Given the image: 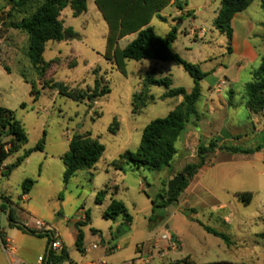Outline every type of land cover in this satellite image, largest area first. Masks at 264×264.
I'll list each match as a JSON object with an SVG mask.
<instances>
[{"label": "rangeland", "instance_id": "obj_1", "mask_svg": "<svg viewBox=\"0 0 264 264\" xmlns=\"http://www.w3.org/2000/svg\"><path fill=\"white\" fill-rule=\"evenodd\" d=\"M179 2L181 8L171 2L160 13L165 21L155 17L150 26L162 37L176 27L174 51L208 73L197 104L201 120H194L184 131L172 167L121 172L112 162L127 150L136 152L146 126L166 118L180 104V99L161 97L167 92L165 87H153L156 101L141 114H133L134 95L142 91L145 77H170L173 88L188 92L194 88L193 78L174 62L128 60L126 73L121 72L106 57L109 25L95 0L89 1L88 10L80 16L71 6L61 13L60 20L71 34L62 42L46 45L45 63L39 70L29 57L27 34L12 27L25 14L13 9L11 1L0 0V107L14 112L28 134V142L14 149L12 137L3 134L2 143L10 151L4 165L15 164L46 133L44 151L33 152L10 177L2 175L4 168L0 170V193L14 203L20 223L34 227L42 221L48 228L43 231L60 233L75 262L86 256L76 244L81 231L84 247H99L88 259L101 258L106 264H264V112L255 114L245 105L246 87L264 56L262 0H254L246 11L247 30L235 21L239 49L235 54L233 42L230 53L227 37L214 27L221 0ZM245 37L258 54L253 61L241 55ZM135 38L129 35L117 45L123 49ZM98 83L111 93L83 103L59 91L62 85L69 92L91 95ZM217 85L221 92L213 91ZM225 129L233 136L223 142L225 146L263 149L251 155L226 150L210 153L207 166L177 203L153 211V201L160 193H168L169 182L183 174L187 164L197 162L200 142L207 144ZM77 133H91L106 150L95 168L80 171L66 183L62 157ZM27 180L35 185L24 196ZM104 190L108 193L98 204V194ZM244 192L253 193L250 204L237 197ZM112 199L126 204L133 216L130 227L124 226L121 217L104 218ZM86 213L91 223L78 228ZM199 222L227 235L231 244L207 232ZM0 225L10 232L6 215ZM9 234L19 253L7 254L0 243V264H16V257L34 264L39 255H45L47 237L39 239L18 230Z\"/></svg>", "mask_w": 264, "mask_h": 264}, {"label": "trees", "instance_id": "obj_2", "mask_svg": "<svg viewBox=\"0 0 264 264\" xmlns=\"http://www.w3.org/2000/svg\"><path fill=\"white\" fill-rule=\"evenodd\" d=\"M14 3L13 9H18L25 16L17 23H12L14 29H18L27 34L29 40V57L37 69L40 70L44 65V54L46 45L49 42H62L67 33L71 34L70 29L64 27V22L60 20L61 13L71 6L75 15L80 16L88 10L90 0H9ZM176 3L180 8L179 0H95L96 5L109 25L108 60H114L118 69L126 73L128 60L137 62L149 60L155 62H174L182 66L185 71L193 78L194 88L189 93L182 87L173 88V80L170 77L155 78L148 74L144 79V86L139 94L134 95L133 114H141L144 109L156 101L155 95L151 93L153 87H165L167 92L162 96L163 99L183 98L181 103L169 113L166 118L152 121L146 126L143 132L140 146L136 152L127 150L112 162V166L121 172L139 171L146 169L150 171H160L167 167H172L175 156L178 154V144L182 140L183 133L189 126L191 118H195V123L201 120L197 104L202 96L201 82L208 76V73L201 71L200 67L185 61L173 49L177 40L178 29L175 27L166 36H159L150 26L152 20L157 17L165 21L160 13L167 8L171 2ZM254 2V0H221V7L214 20V27L228 39V51L233 52L232 42L234 29L232 20L236 15L244 13ZM264 10V0L261 2ZM35 10L31 12V9ZM11 16V14H8ZM264 29V23H263ZM129 35H136L125 48H119L118 42ZM60 93L67 97L83 103L85 100H94L104 97L111 93L109 87L101 88L98 83L93 94L72 93L66 86L60 85ZM246 108L258 114L264 112V56L262 57L259 68L254 72L253 80L246 87ZM12 137L14 148H21L28 142V134L19 121L15 113L0 107V169L10 156V151L5 150L2 143L3 134ZM45 137L37 146L18 159L15 164L7 165L4 168L3 176L10 177L15 169L20 167L35 151H44ZM241 136H238L240 138ZM11 149V150H12ZM263 149L258 146L251 149L239 147H227L219 144L218 137L209 141L207 144L200 142L197 150V162L187 164L183 170L184 182L178 187L171 197L166 193H160L153 201V211L156 208H168L177 203L181 194L190 186L191 181L208 164L210 153L216 150H226L233 154H255ZM17 149L16 151H18ZM105 146L99 139L92 138V134H75L70 140L69 152L62 157L66 170L64 173L65 182H69L80 171L93 169L101 160L105 153ZM35 181L27 180L23 185V194L28 195L34 187ZM107 190L101 191L97 197V203L101 204ZM239 200L250 204L253 200V193H238ZM6 203L0 205V210L5 211ZM107 220L123 219L125 227L133 224V216L129 213L126 204L117 199H112L110 205L104 213ZM10 225L23 232L37 238H48V249L44 257V264H63L70 260L66 249L59 255L49 250L55 233L51 231H37L28 228L15 219L13 209L8 215ZM91 223L89 213H86V220L77 223L80 228ZM207 232L216 237L222 238L228 245L231 244L230 238L210 227L199 222ZM97 232V231H95ZM83 233L79 231L77 236V247L83 251Z\"/></svg>", "mask_w": 264, "mask_h": 264}, {"label": "crops", "instance_id": "obj_3", "mask_svg": "<svg viewBox=\"0 0 264 264\" xmlns=\"http://www.w3.org/2000/svg\"><path fill=\"white\" fill-rule=\"evenodd\" d=\"M248 10V9H247ZM246 10V11H247ZM246 11L244 12V13H242V14H238V15H236L235 16V18L232 20V27H233V29H234V34H233V47H234V54L235 53H238V51H239V49H237V31H236V28H235V21H240L241 23H242V25L244 26V29L245 30H247L248 29V24H249V19L247 18V16H245V13H246ZM242 47L244 48V51L242 52V54L241 55H243V56H245V57H248V60H250V61H253V60H255L257 57H258V54H257V52L255 51V48H254V45L249 41V37H245L243 40H242ZM219 87V85H217L214 89H213V91H218V92H221V90H219V89H217ZM221 87V86H220ZM188 92V91H187ZM152 93V92H151ZM190 93V92H189ZM165 94V93H164ZM163 94V95H164ZM162 95V96H163ZM161 96V97H162ZM178 99H180V103H181V101L183 100V98L182 97H180V98H178ZM195 120V118L194 117H192L191 118V122H190V124L189 125H191L192 124V122ZM5 164V163H4ZM6 166L5 165H3V167L2 168H5ZM96 167V166H95ZM94 167V168H95ZM2 168L0 169V170H2ZM116 170V169H115ZM118 171V170H117ZM2 175H3V172H2ZM107 193H108V191H107ZM25 196V195H24ZM23 201H25V198H23L22 199ZM112 201V200H111ZM6 203L5 205L7 206V208L8 209H6L5 211H2V210H0V220H1V218H2V216L3 215H6L7 216V219H8V225H9V227L11 228V230H10V232H7L6 231V229H4V228H2L1 227V225H0V233L1 234H3L4 235V238H6V239H8V240H10L11 242H13V244H14V241L13 240H11V238H10V234L9 233H11L12 231H16V230H18V231H22V230H20V229H18V228H15V227H12L11 225H10V221H9V218H8V215H9V212H10V210L11 209H13L14 208V203L11 201V200H9L8 199V197H6L3 193H0V205L2 204V203ZM111 203V202H110ZM110 205V204H109ZM108 205V206H109ZM86 217V216H85ZM82 221H85V219L84 220H82ZM18 222H20V221H18ZM23 225H25V224H23ZM28 228H30V229H33V230H39L36 226H32V227H28ZM23 232V231H22ZM23 233H25V232H23ZM56 236L57 237H61V235H60V233H56ZM39 239H42V238H39ZM62 241V240H61ZM63 242V241H62ZM63 244H64V242H63ZM94 246V245H93ZM92 246V247H93ZM64 247H65V249L67 250V247H66V245L64 244ZM92 247H84V245H83V251H82V253L83 254H85L86 256H83L81 259H80V261L79 262H75V261H73V260H71V256H70V254H69V257H70V260L69 261H67V262H69V264H106L101 258L100 259H88V257H87V255L92 251V250H94V249H92ZM14 249H15V252L14 253H19L18 252V250L14 247ZM47 249H48V247H47ZM87 249H89V252H87L86 250ZM6 252V251H5ZM67 252H68V250H67ZM7 253V252H6ZM46 253H47V250H46ZM46 253H45V255H46ZM69 253V252H68ZM7 254H9V253H7ZM45 255H39V257H38V259L40 258V257H45ZM38 259H37V261H36V263H34V264H37V262H38ZM15 263L16 264H25V257H16L15 258ZM66 263V262H65ZM65 263H63V264H65Z\"/></svg>", "mask_w": 264, "mask_h": 264}, {"label": "built area", "instance_id": "obj_4", "mask_svg": "<svg viewBox=\"0 0 264 264\" xmlns=\"http://www.w3.org/2000/svg\"><path fill=\"white\" fill-rule=\"evenodd\" d=\"M0 151H1V147H0ZM36 227H37L39 230H41V231H43V230H45V229H48L47 226H46V224H45L44 222H42V221H37V223H36ZM0 243L2 244L3 249H4L7 253H9V251H11V252H15L13 242H11L10 240H8V239L2 237L1 235H0ZM98 248H99V247H98L97 245H94V246L92 247V249H94V250H96V249H98ZM64 249H65V247H64L63 242L61 241V239H60L59 237H57V236L55 235V238L53 239V241H52V243H51V250H52L56 255H59V254H61V253L63 252ZM86 251L89 252V249H87ZM37 264H44V257H40V258L38 259Z\"/></svg>", "mask_w": 264, "mask_h": 264}, {"label": "water", "instance_id": "obj_5", "mask_svg": "<svg viewBox=\"0 0 264 264\" xmlns=\"http://www.w3.org/2000/svg\"><path fill=\"white\" fill-rule=\"evenodd\" d=\"M66 39V36H65ZM233 136L228 132L227 129L223 130L218 137V142L223 143L225 140L232 139ZM184 175L179 174L176 178L171 180L168 184V193L167 196L171 197L173 193L178 189V187L184 182ZM49 250H51V245L49 246Z\"/></svg>", "mask_w": 264, "mask_h": 264}]
</instances>
